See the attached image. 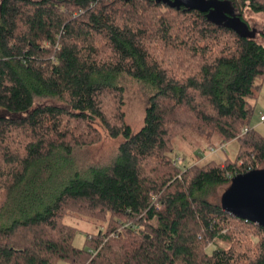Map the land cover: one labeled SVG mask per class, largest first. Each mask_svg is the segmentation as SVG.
Returning a JSON list of instances; mask_svg holds the SVG:
<instances>
[{
    "label": "trees",
    "instance_id": "16d2710c",
    "mask_svg": "<svg viewBox=\"0 0 264 264\" xmlns=\"http://www.w3.org/2000/svg\"><path fill=\"white\" fill-rule=\"evenodd\" d=\"M245 8L264 16V0H0V264H264V227L218 195L264 168L250 124L264 31ZM126 75L150 89L137 132L115 81ZM96 122L122 139L113 159L14 214L32 168L100 143ZM190 133L207 150L235 141L236 154L175 165L174 141ZM66 215L106 228L77 247ZM216 239L229 245L208 253Z\"/></svg>",
    "mask_w": 264,
    "mask_h": 264
},
{
    "label": "rangeland",
    "instance_id": "374dc122",
    "mask_svg": "<svg viewBox=\"0 0 264 264\" xmlns=\"http://www.w3.org/2000/svg\"><path fill=\"white\" fill-rule=\"evenodd\" d=\"M243 15L253 27L264 31L263 15L254 14L246 8L243 11ZM256 38L264 42V39H261L258 35ZM115 81L121 84L124 89L122 109L125 114L126 123L130 126L132 132H137L144 123V111L148 103L150 89L141 84L139 80L127 75L119 76ZM261 112L264 113V81L257 91L254 112L250 120L251 126L264 135V122L260 121ZM96 125L103 134L100 143L86 148H76L68 156L57 154L54 157L41 161L32 168L16 192L15 199L11 202L10 207L14 211V214L23 215L26 210L40 209L52 200L55 193L76 172L84 175L90 167L105 166L113 159L122 139L111 138L99 122H96ZM174 143V153H176V156L182 158L183 164H201L211 159L223 160L225 158H233L237 150V142L233 141L227 143L224 149L216 150L209 154L207 150L208 146H206L207 144L204 140L191 133L187 134V138L184 140L176 139ZM197 154L199 158L196 156ZM224 190L225 188H221L218 191V195L220 196ZM4 219L7 220L6 218ZM63 222L76 228L73 244L77 247H83L87 235L97 234L106 228V223L104 222H97L79 215H66ZM228 245V242L216 239L207 246V252L210 253L215 249L226 248ZM58 264L65 263L59 262Z\"/></svg>",
    "mask_w": 264,
    "mask_h": 264
},
{
    "label": "water",
    "instance_id": "95a60500",
    "mask_svg": "<svg viewBox=\"0 0 264 264\" xmlns=\"http://www.w3.org/2000/svg\"><path fill=\"white\" fill-rule=\"evenodd\" d=\"M176 6L179 0H156ZM222 209L235 217L264 227V168L252 169L231 178L222 193Z\"/></svg>",
    "mask_w": 264,
    "mask_h": 264
},
{
    "label": "built area",
    "instance_id": "2783aa9c",
    "mask_svg": "<svg viewBox=\"0 0 264 264\" xmlns=\"http://www.w3.org/2000/svg\"><path fill=\"white\" fill-rule=\"evenodd\" d=\"M260 120H261L262 122H264V115H260ZM246 130H247V129L245 128V129L243 130V133H244ZM223 147H224L223 144H215L214 146H212V147L209 148L208 153L210 154V153L215 152L216 150H221ZM174 164H175V165H181V164H182V159H181L180 157L175 158V160H174Z\"/></svg>",
    "mask_w": 264,
    "mask_h": 264
},
{
    "label": "crops",
    "instance_id": "0c3cea01",
    "mask_svg": "<svg viewBox=\"0 0 264 264\" xmlns=\"http://www.w3.org/2000/svg\"><path fill=\"white\" fill-rule=\"evenodd\" d=\"M260 115H264V113H263V112H261V113H260ZM260 121H261V120H260ZM261 122H262V121H261ZM263 134H264V132H263Z\"/></svg>",
    "mask_w": 264,
    "mask_h": 264
},
{
    "label": "flooded vegetation",
    "instance_id": "af4514ba",
    "mask_svg": "<svg viewBox=\"0 0 264 264\" xmlns=\"http://www.w3.org/2000/svg\"><path fill=\"white\" fill-rule=\"evenodd\" d=\"M217 11H219V10H217Z\"/></svg>",
    "mask_w": 264,
    "mask_h": 264
}]
</instances>
